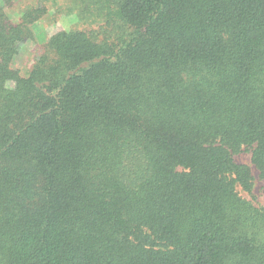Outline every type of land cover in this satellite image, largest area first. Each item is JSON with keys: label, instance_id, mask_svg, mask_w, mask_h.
<instances>
[{"label": "trees", "instance_id": "obj_1", "mask_svg": "<svg viewBox=\"0 0 264 264\" xmlns=\"http://www.w3.org/2000/svg\"><path fill=\"white\" fill-rule=\"evenodd\" d=\"M257 180L264 0H0V264H264Z\"/></svg>", "mask_w": 264, "mask_h": 264}, {"label": "rangeland", "instance_id": "obj_2", "mask_svg": "<svg viewBox=\"0 0 264 264\" xmlns=\"http://www.w3.org/2000/svg\"><path fill=\"white\" fill-rule=\"evenodd\" d=\"M68 23L67 19L61 17L57 23H52L49 21L48 18L42 19L41 21L37 22L35 25V30L37 33V37H39L42 41L47 34L54 32L60 25H66ZM36 42H28L24 45L21 55L17 59V64L19 67L28 68L35 56L36 51ZM236 159L239 162L249 163L251 164V154L250 152H242L236 155ZM256 175V171H255ZM244 194L248 197H254L261 201H264V181L257 180L256 186L254 189V193L252 195L244 192Z\"/></svg>", "mask_w": 264, "mask_h": 264}]
</instances>
